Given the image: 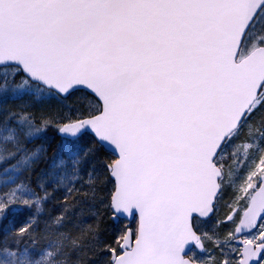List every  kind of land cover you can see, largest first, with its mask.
<instances>
[{
    "label": "snow or ice",
    "instance_id": "snow-or-ice-1",
    "mask_svg": "<svg viewBox=\"0 0 264 264\" xmlns=\"http://www.w3.org/2000/svg\"><path fill=\"white\" fill-rule=\"evenodd\" d=\"M0 264H264V0H0Z\"/></svg>",
    "mask_w": 264,
    "mask_h": 264
}]
</instances>
